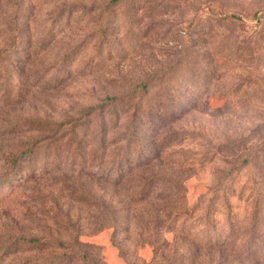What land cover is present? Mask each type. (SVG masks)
Segmentation results:
<instances>
[{"label":"rangeland","instance_id":"obj_1","mask_svg":"<svg viewBox=\"0 0 264 264\" xmlns=\"http://www.w3.org/2000/svg\"><path fill=\"white\" fill-rule=\"evenodd\" d=\"M0 264H264V0H0Z\"/></svg>","mask_w":264,"mask_h":264},{"label":"trees","instance_id":"obj_2","mask_svg":"<svg viewBox=\"0 0 264 264\" xmlns=\"http://www.w3.org/2000/svg\"><path fill=\"white\" fill-rule=\"evenodd\" d=\"M259 12H260V11H258V12L256 13V16L259 14ZM229 18H232V19H240V17H239L238 15H236V14H230V15H229Z\"/></svg>","mask_w":264,"mask_h":264}]
</instances>
